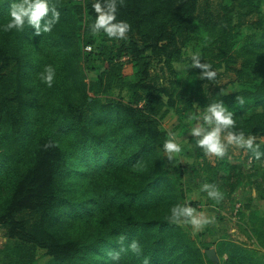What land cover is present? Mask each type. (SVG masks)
I'll return each mask as SVG.
<instances>
[{
	"label": "trees",
	"instance_id": "obj_1",
	"mask_svg": "<svg viewBox=\"0 0 264 264\" xmlns=\"http://www.w3.org/2000/svg\"><path fill=\"white\" fill-rule=\"evenodd\" d=\"M199 1L101 0L105 7L115 3L117 20L130 25L126 39L92 35L95 0H51L60 20L48 33L43 26L51 12L39 33L28 25L0 30V229L8 242L1 264H34L38 251L45 264H144L145 258L149 264H216L202 253L210 242L197 244L166 219L185 197L160 159L167 133L157 115L181 110L173 91L151 76L149 60L183 63V50L202 42L201 53L232 71L240 88L197 96L195 76H207L193 69L183 82L195 81L198 111L214 102L232 109L240 105L237 97L264 109V19L261 0H235L239 20L257 17L250 22L254 32L242 39L246 48L239 49L244 22L199 17ZM14 2L0 0V25ZM82 41L100 42L96 67L89 66ZM121 55L134 70L131 80L119 79L114 59ZM46 65L56 69L52 87L38 77ZM87 71L97 74L88 78ZM114 80L117 97L111 96ZM233 119V131L249 123L237 114ZM133 241L140 254L130 250ZM226 254L235 264H264L231 243Z\"/></svg>",
	"mask_w": 264,
	"mask_h": 264
},
{
	"label": "rangeland",
	"instance_id": "obj_2",
	"mask_svg": "<svg viewBox=\"0 0 264 264\" xmlns=\"http://www.w3.org/2000/svg\"><path fill=\"white\" fill-rule=\"evenodd\" d=\"M260 11L264 19V0H261ZM196 14L202 18L212 17L216 20L223 18L222 21L231 18L232 24L244 22L239 30V49L246 48L243 40L254 32L250 22L257 20L256 16H248L239 20L235 0H200ZM82 43V51L91 54L90 59L92 60L89 66L96 67L98 63L94 62V55L97 53L96 48L100 42L98 41L92 46L85 45L84 41ZM116 44H119V41ZM203 46L204 43L202 42H192L183 50L184 62L173 63L169 67L163 65L162 62L157 64V59L149 60L151 62V76L157 74V79H162L164 86L173 91V105L181 110L176 114L173 109L167 108L166 113L163 114L162 110L157 115L161 130L166 133L177 132L181 134L178 142L183 147L182 155L173 159H169L164 152L159 151L160 159L164 168L178 179L184 192V201H188V206L204 211L207 216L215 218L214 224H210L202 231L194 234L190 226H180L197 244L201 242L211 243L210 248L208 250L203 249L202 253L207 257L216 259V264H235L228 261L226 254V244L231 243L238 246L240 250L247 249L252 252L253 260L262 263L264 262V163L261 161H264V157L258 161L251 151L227 144L224 157L206 155L196 143L200 137L193 136L188 131L191 126L199 127L204 123L202 119L204 110L203 112L198 111V103L192 95L196 92L191 91L196 80L200 82V90L197 96L200 94L209 96L216 89L227 94L240 88L232 71L225 69L224 66L217 68V61L201 53ZM197 52L200 55L199 63L202 65L210 64L211 68L206 70L192 66V54ZM210 61L213 63H208ZM114 64L122 68L119 79H133L134 70L127 56L121 55L119 59L116 57ZM193 69H201L203 73L216 71L217 74L214 78L209 79L200 73L195 76L194 82L192 79L183 82L186 75ZM96 74V71H87L88 78H93ZM116 84L114 80L112 97H117L119 94L116 90ZM121 96L126 98L124 92ZM163 100L166 102V98ZM229 110L239 116L243 125L249 122L244 129L245 136L255 137V143L264 146L260 122L264 123V118L259 119L256 116L264 113L262 105L243 103ZM190 114L198 117L191 124L189 123ZM226 135V132L222 133V137ZM205 183L216 185L224 194L219 203L209 199L206 191H201ZM7 244L3 230L0 229V251L4 250ZM47 260L44 251H38L37 261L34 264H45ZM245 264L247 263L245 262Z\"/></svg>",
	"mask_w": 264,
	"mask_h": 264
},
{
	"label": "clouds",
	"instance_id": "obj_3",
	"mask_svg": "<svg viewBox=\"0 0 264 264\" xmlns=\"http://www.w3.org/2000/svg\"><path fill=\"white\" fill-rule=\"evenodd\" d=\"M92 8L96 14V19L91 23L92 35L97 36L101 32L108 38L119 37L126 39V34L130 29V25L125 21H118L116 17V4L107 3L106 7L101 3V0H95ZM52 14V19L44 22L43 31L48 33L54 28V25L59 23L60 12L57 6L51 3V0H18L14 2L7 15V22L0 25V30L3 32H11L15 30L20 32L25 25L31 26L41 31L42 18L49 13ZM115 21V22H114ZM207 39V38H205ZM199 53L192 54L193 67L203 69L211 68L210 64L199 63ZM216 71H205L203 75L212 79L216 76ZM40 81L52 87L56 78V69L52 65H46L38 74ZM239 104L245 103L243 97H237ZM234 113L222 102H214L206 106L202 119L204 123L201 126H191L188 130L191 135L200 137L197 140V145L202 148L206 155H214L218 158L225 156L227 145H234L239 148H244L251 151L255 158L259 161L264 157V151H261V145L255 143V137L245 136L244 131H233L236 121L233 119ZM198 117L191 115L189 123L196 121ZM227 135L222 137V133ZM181 134L177 132H168L167 138L163 143V152L169 159H173L183 153L182 144L178 142ZM264 163V161H261ZM201 191H206L209 199L219 203L224 194L214 184L205 183ZM172 224L178 226H190L193 234L202 231L206 226L215 223V218L207 216L204 211L188 206V201L182 204H176L170 208V214L166 217ZM129 248L132 252L140 254V246L136 241H133ZM118 258V257H117ZM144 264H149L147 258Z\"/></svg>",
	"mask_w": 264,
	"mask_h": 264
}]
</instances>
